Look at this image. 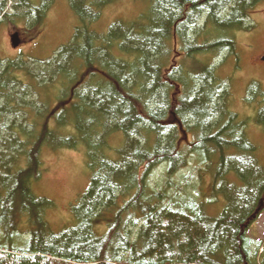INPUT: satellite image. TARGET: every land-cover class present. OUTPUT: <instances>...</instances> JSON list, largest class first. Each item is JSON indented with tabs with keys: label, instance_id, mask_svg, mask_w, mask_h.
Here are the masks:
<instances>
[{
	"label": "trees",
	"instance_id": "16d2710c",
	"mask_svg": "<svg viewBox=\"0 0 264 264\" xmlns=\"http://www.w3.org/2000/svg\"><path fill=\"white\" fill-rule=\"evenodd\" d=\"M67 1L75 24L51 61L0 59V264H264L249 233L264 164L215 72L263 0H131L136 18L106 24L122 0ZM8 2L18 20L49 9L28 2L32 17L0 0V23ZM245 99L264 131V88L251 82ZM82 148L89 183L55 231L54 205L32 184L44 152ZM193 165L211 176L207 193L173 181ZM159 167L163 185H152ZM216 197L224 207L210 216L205 198Z\"/></svg>",
	"mask_w": 264,
	"mask_h": 264
},
{
	"label": "rangeland",
	"instance_id": "374dc122",
	"mask_svg": "<svg viewBox=\"0 0 264 264\" xmlns=\"http://www.w3.org/2000/svg\"><path fill=\"white\" fill-rule=\"evenodd\" d=\"M53 3V8L47 14V17L42 26V18L39 22L41 24L33 26V28L25 26L28 31L32 32L30 34L25 29L15 30L22 27L24 21L25 24H29L33 19H23L18 20L17 18H22L21 16H11L7 17L6 20L0 23V59H27V60H40L42 56H48L51 52L48 44L52 41H60L64 36H68L71 26V19L69 18V13L66 6L69 9L67 0H48L46 1V6H51ZM28 2L39 9L42 7V0H21V9H29V16L34 17L37 14L28 7ZM66 3V6H65ZM13 3H9L12 7ZM143 8V4H139ZM30 6V5H29ZM38 10V11H39ZM138 5L132 3L131 0H122L113 6L106 8L103 12L101 20L104 24L108 23L112 19L122 18L124 20H133L138 15ZM17 15V14H15ZM251 21L254 25L251 29L241 31L240 35L236 36V41L238 45L236 46L235 53L230 56L224 55L219 60L221 61L220 66H216L215 71L220 78L228 79V100L231 101L232 109L234 113L238 115L240 119L248 120L254 116V104L252 102L244 101L246 96V90L248 85L255 81L259 83L262 88H264V63L261 62V56L264 53V0L256 6L250 13ZM41 17V15H40ZM102 26V22L100 23ZM47 28V33H40L36 37L35 41L29 44V40L34 39L31 35H36L35 29ZM103 27V26H102ZM13 31V32H12ZM15 32L19 33L22 39L21 44H18V48H11L10 38ZM68 37L64 38L62 43L58 46L65 45L68 42ZM28 39V40H27ZM36 45L33 46V44ZM30 48V50H29ZM29 50V51H28ZM190 63H186V66ZM246 100V99H245ZM248 122L246 121V124ZM246 135L248 140L256 146L257 155L264 164V131L261 126L250 123L246 128ZM119 137H112L110 142V148L120 146ZM260 146V148H259ZM114 155V154H113ZM85 156L83 148L78 151H59L55 153L44 152L42 154V169L43 174L41 179L32 184V192L38 196L46 199H50L54 205V208L47 213V221L51 225L52 229L57 231L64 227L65 224L71 225L72 219H70V207L71 203L77 194L82 193L88 186L89 174L85 166ZM183 176V177H178ZM178 176L174 178L173 181H179L181 188H188L191 192L200 195V190L202 188L201 181L204 182L203 192L207 185L210 183L211 176L206 173H197L196 167L193 165L191 167L185 168L178 172ZM164 172L159 167L153 172L151 178L152 185H163ZM173 189L172 187H170ZM205 202L208 203L205 208L206 213L210 216H215V214L221 213L224 205L223 201L219 198H205ZM103 222L98 223V232H101L103 227ZM250 235L253 238L262 240L264 242V211L259 215L257 221L254 222L250 227Z\"/></svg>",
	"mask_w": 264,
	"mask_h": 264
},
{
	"label": "water",
	"instance_id": "95a60500",
	"mask_svg": "<svg viewBox=\"0 0 264 264\" xmlns=\"http://www.w3.org/2000/svg\"><path fill=\"white\" fill-rule=\"evenodd\" d=\"M12 44H13V47H17V45H18V38H17V36H14L12 38ZM262 61L264 62V56L262 58Z\"/></svg>",
	"mask_w": 264,
	"mask_h": 264
}]
</instances>
